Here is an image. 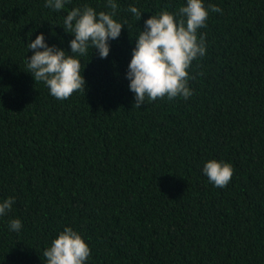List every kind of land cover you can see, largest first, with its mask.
Wrapping results in <instances>:
<instances>
[{"label": "trees", "instance_id": "obj_1", "mask_svg": "<svg viewBox=\"0 0 264 264\" xmlns=\"http://www.w3.org/2000/svg\"><path fill=\"white\" fill-rule=\"evenodd\" d=\"M126 24L110 53L72 54L67 13L107 0H0V264H45L65 227L86 264H264V0H204L206 54L189 75L193 95L134 107L126 78L135 39L152 15L187 0H114ZM137 7L141 20L128 11ZM129 28H128V27ZM75 55L86 90L57 100L27 72L28 43ZM42 50V49H41ZM229 163L226 187L203 173ZM19 219V231L9 221Z\"/></svg>", "mask_w": 264, "mask_h": 264}, {"label": "clouds", "instance_id": "obj_2", "mask_svg": "<svg viewBox=\"0 0 264 264\" xmlns=\"http://www.w3.org/2000/svg\"><path fill=\"white\" fill-rule=\"evenodd\" d=\"M66 2L70 0H46L45 7L59 12ZM106 8L110 11L97 13L93 7L85 5L67 13L63 28L74 35L70 41L72 54L85 56L92 47L100 58L108 57L109 41L118 39L126 24L114 19L118 9L114 0H107ZM209 10L223 12L215 4L206 7L204 0H187L177 12L161 11L145 21L144 30L135 39L126 77L134 93V107L141 108L145 103L165 98L187 100L194 94L189 80L195 77L190 76L188 70L194 60L206 54L205 35L198 36V30L207 27ZM128 11L134 19L141 20L142 14L137 7L130 6ZM28 48L33 54L26 58L27 72L36 82L43 81L54 98L63 101L75 92L86 90L81 62L75 55H66L55 46L49 47L43 33L30 41ZM203 173L214 186L223 188L230 182L234 170L229 163L213 159L205 163ZM14 203L12 197L0 202V216L7 215ZM21 227V220L9 221L11 231H19ZM90 253L82 236L71 227H65L43 256L45 264H86Z\"/></svg>", "mask_w": 264, "mask_h": 264}]
</instances>
